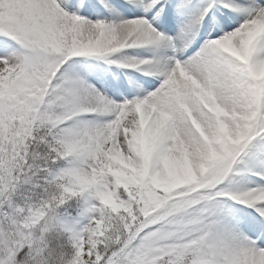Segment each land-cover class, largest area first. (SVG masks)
I'll return each mask as SVG.
<instances>
[{
	"label": "snow or ice",
	"instance_id": "obj_1",
	"mask_svg": "<svg viewBox=\"0 0 264 264\" xmlns=\"http://www.w3.org/2000/svg\"><path fill=\"white\" fill-rule=\"evenodd\" d=\"M0 264H264V0H0Z\"/></svg>",
	"mask_w": 264,
	"mask_h": 264
}]
</instances>
